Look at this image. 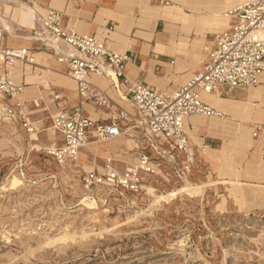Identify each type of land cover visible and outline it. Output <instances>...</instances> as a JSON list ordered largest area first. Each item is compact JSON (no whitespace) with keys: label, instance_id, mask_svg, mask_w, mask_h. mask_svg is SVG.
I'll use <instances>...</instances> for the list:
<instances>
[{"label":"rangeland","instance_id":"374dc122","mask_svg":"<svg viewBox=\"0 0 264 264\" xmlns=\"http://www.w3.org/2000/svg\"><path fill=\"white\" fill-rule=\"evenodd\" d=\"M40 124L45 132L35 143L0 119V157L16 162L23 153L28 162L23 177L0 178V264H264V192L225 183L211 146L197 153L185 181L156 153L163 165L142 191L91 197L81 175L107 157L101 145L82 166H58L44 152L52 120ZM123 132L134 159L146 148L143 131L127 123Z\"/></svg>","mask_w":264,"mask_h":264},{"label":"crops","instance_id":"0c3cea01","mask_svg":"<svg viewBox=\"0 0 264 264\" xmlns=\"http://www.w3.org/2000/svg\"><path fill=\"white\" fill-rule=\"evenodd\" d=\"M25 1H0V18H3L0 22L3 21L6 27L1 42L10 47L36 49L30 52L34 56V64L19 62L9 70L16 83L27 85L24 100L28 116L37 121L41 129L35 141L37 143L45 132L40 123L50 120L60 111L68 110L77 102L78 94L70 68L57 61L58 52L52 45L20 37L35 23L32 9ZM34 1L41 15L46 16L49 9L58 10L64 14V23L75 25L78 33L103 36L109 48L129 55L131 59L127 62L125 73L131 80L161 92L174 93L202 70L203 62L214 48L215 36L228 29L234 21L228 13L250 0H169L171 5L163 4L162 0ZM27 12L31 17L25 16ZM61 49L67 50L64 46ZM88 80L105 91L117 105L129 113L135 112L130 103L120 99L111 79L90 75ZM120 88L124 85L121 84ZM53 95H60L61 98L54 100ZM202 97L205 102L226 113L229 119L192 116L185 123L188 132L199 144L211 143V157L225 183L234 188L261 190L263 193L264 74L255 88L236 89L230 96L222 98L206 93ZM85 110L87 116L94 120H111L110 115L96 107L93 101L85 104ZM47 131L45 146L62 143L51 126ZM256 131L259 132L258 139L254 137ZM116 141L115 145H105V142L92 139L87 147L81 149L79 165L86 163L88 152L96 155L89 146L100 144L101 153L107 157L97 169L102 170L108 158L118 168L125 169L137 160L139 151L133 154L134 159L128 160L126 156L133 151V140L120 138ZM261 195L264 198V194H258L259 198Z\"/></svg>","mask_w":264,"mask_h":264},{"label":"built area","instance_id":"2783aa9c","mask_svg":"<svg viewBox=\"0 0 264 264\" xmlns=\"http://www.w3.org/2000/svg\"><path fill=\"white\" fill-rule=\"evenodd\" d=\"M25 2L33 10L35 23L20 37L52 45L58 52L57 61L68 65L77 85V102L68 110L51 116V129L62 143L47 145L44 152L58 166H80L81 149L87 147L92 139L114 141L123 136V126L127 123L143 131L146 148L138 150L137 160L125 169L118 168L108 158L102 170L92 169L82 173V188L91 197L104 189L129 193L142 191L145 178L156 174L163 165L156 153L163 155L176 168L181 180L188 179L197 153L206 149L207 144H194L186 128V120L192 116L228 117L205 102L202 94L224 97L230 96L236 89L255 88L264 74V0H250L228 13L234 21L228 29L215 36L214 48L203 62L202 70L174 93L161 92L128 78L125 70L131 58L109 48L105 37L78 33L75 25L64 23L62 12L49 9V13L43 16L36 9L34 0ZM162 3L171 5L169 0H162ZM5 30V23L1 21L0 119L17 124L28 137L38 140L39 123L29 118L24 100L27 85L16 83L9 70L19 62L34 64L35 59L30 52L36 49L4 45L1 40ZM63 46L66 51L61 49ZM90 75L111 79L120 99L130 103L135 112L129 113L117 105L105 91L88 80ZM121 84L124 88H120ZM53 98L59 100L61 96L53 95ZM90 101L104 109L111 120L100 122L87 116L85 104ZM254 137L259 138L258 131L254 132ZM262 153L264 155V149ZM17 154L16 162H12L5 160L1 152L2 182L9 180L13 173H17V177L25 175L28 162L23 153Z\"/></svg>","mask_w":264,"mask_h":264},{"label":"bare ground","instance_id":"6f19581e","mask_svg":"<svg viewBox=\"0 0 264 264\" xmlns=\"http://www.w3.org/2000/svg\"><path fill=\"white\" fill-rule=\"evenodd\" d=\"M33 16H34V14H33V12H32V17H33ZM251 89H252V88H251ZM215 97H217V98H221V96H215ZM228 119H229V118L227 117V118H225L224 120H228ZM205 120H206V119H205ZM204 122H205V121H204ZM194 144H195V143H194ZM195 145H196V144H195ZM202 145H203V144H202ZM202 145H201V146H202ZM196 146H197V145H196ZM207 146H210V145L207 144ZM90 147H92L91 149L94 150V151H97V149H98V146H95V145H94V146H90ZM100 153H101V152H100ZM207 155H208V154H207Z\"/></svg>","mask_w":264,"mask_h":264}]
</instances>
